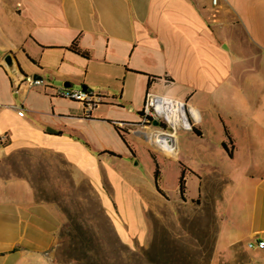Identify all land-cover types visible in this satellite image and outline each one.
Listing matches in <instances>:
<instances>
[{"label": "crops", "instance_id": "crops-1", "mask_svg": "<svg viewBox=\"0 0 264 264\" xmlns=\"http://www.w3.org/2000/svg\"><path fill=\"white\" fill-rule=\"evenodd\" d=\"M26 76L45 84L17 91ZM63 86L99 101L88 113L57 94ZM148 90L196 113L192 130L171 137L174 152L151 156L160 183L165 170L184 173L187 200L215 209L209 264H264L248 246L264 239V0H0V264H55L65 244L66 212L9 173L24 151L87 178L117 223L104 183L129 186L114 160H138L134 141L151 142L140 130Z\"/></svg>", "mask_w": 264, "mask_h": 264}, {"label": "rangeland", "instance_id": "rangeland-1", "mask_svg": "<svg viewBox=\"0 0 264 264\" xmlns=\"http://www.w3.org/2000/svg\"><path fill=\"white\" fill-rule=\"evenodd\" d=\"M155 126L148 124L140 129L150 136L151 142L147 147L134 141L139 165H131V162H138L137 159H127L124 163L114 160V171L124 173L129 186L122 182L120 187L115 182L116 178L114 181L107 179L104 183L117 223L91 182L75 170L59 164L55 154L42 150L24 151L10 158L9 173L14 171L27 175L33 181L39 198L57 203L79 221L94 228L97 235L91 231L87 234L93 237L101 257L100 264H151L144 256L146 251L154 254L155 264H209L218 231L217 213L208 203L189 201L186 197L180 199V180L174 169L165 170L164 178L159 182L164 194L156 189V162L152 156L155 157L162 146L166 152H174L175 145L157 144L155 139L159 132L154 131ZM138 181L142 186L136 189L134 185ZM134 192L140 198L133 197ZM105 213L114 228L107 224ZM124 226L130 233L129 240L123 238L119 231ZM70 252V242L67 241L57 250L55 264H93L88 258L70 259Z\"/></svg>", "mask_w": 264, "mask_h": 264}, {"label": "built area", "instance_id": "built-area-1", "mask_svg": "<svg viewBox=\"0 0 264 264\" xmlns=\"http://www.w3.org/2000/svg\"><path fill=\"white\" fill-rule=\"evenodd\" d=\"M217 1L218 0H212L214 4H216ZM44 84L45 82L42 78L26 76L15 86V89L18 91L21 86L31 88L42 86ZM57 94L73 100L81 101L88 113L99 101V98H97L93 93L83 88L75 89L63 86L57 89ZM20 114H23V111H20ZM192 118H196V113L191 109V107H188L184 100L177 99L167 94L157 93L152 90L147 91L142 109V122L144 124L154 125L153 121L157 119L160 121L161 126L165 127V129L160 131L174 136L175 133L181 130H192ZM163 147L164 146H162V149L166 150V148ZM248 246L250 248H258L264 251V239L259 238L250 241Z\"/></svg>", "mask_w": 264, "mask_h": 264}, {"label": "trees", "instance_id": "trees-1", "mask_svg": "<svg viewBox=\"0 0 264 264\" xmlns=\"http://www.w3.org/2000/svg\"><path fill=\"white\" fill-rule=\"evenodd\" d=\"M116 128L121 134L123 140L126 142L125 136L122 134V129L118 126ZM110 152L116 155L115 152L112 151ZM159 174H160L159 166L158 163H156V170L154 172L155 187L159 192L164 194L163 190L160 188L159 185ZM185 191H186V185H185V179L183 173L180 177V194L183 199H185ZM64 211L66 212L69 218V223L63 230L62 237L64 238L65 243L67 241L70 242V247H71V252L69 253L70 259L79 260L80 258L81 259L88 258L92 260L93 264H100L101 257L94 244L93 237L92 235L87 234L91 231L92 234L95 236L96 234L95 229L90 228L87 222L79 221V218L73 216L67 209H64ZM104 215L106 217L107 224L110 227L114 228L107 214L105 213ZM144 256L151 264H155L156 259L153 253L150 254L149 252L146 251L144 252Z\"/></svg>", "mask_w": 264, "mask_h": 264}, {"label": "bare ground", "instance_id": "bare-ground-1", "mask_svg": "<svg viewBox=\"0 0 264 264\" xmlns=\"http://www.w3.org/2000/svg\"><path fill=\"white\" fill-rule=\"evenodd\" d=\"M154 131H156L157 133L159 132L156 135V139H155L157 144H161V145L165 144V145H169V147H171L174 144V140H172L173 138H171L172 137L171 134H168L166 132H162L160 130H154Z\"/></svg>", "mask_w": 264, "mask_h": 264}, {"label": "water", "instance_id": "water-1", "mask_svg": "<svg viewBox=\"0 0 264 264\" xmlns=\"http://www.w3.org/2000/svg\"><path fill=\"white\" fill-rule=\"evenodd\" d=\"M5 60L7 61V63H8L9 65H11V64H12V56H11V54L7 55L6 58H5ZM35 77H36V76H35ZM153 123H154V125H156V126H160V125H161L160 121L157 120V119H155V120L153 121ZM50 130H54V129H50Z\"/></svg>", "mask_w": 264, "mask_h": 264}]
</instances>
